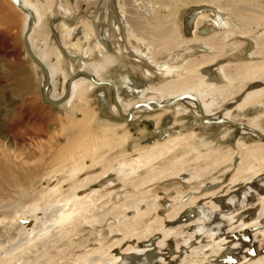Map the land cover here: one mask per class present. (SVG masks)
<instances>
[{
	"label": "rangeland",
	"instance_id": "rangeland-1",
	"mask_svg": "<svg viewBox=\"0 0 264 264\" xmlns=\"http://www.w3.org/2000/svg\"><path fill=\"white\" fill-rule=\"evenodd\" d=\"M29 1L41 17L28 32V43L34 55L47 56L44 67L53 70L47 94L51 101L60 98L82 63L102 65L101 78L115 85L128 109L126 105L139 97H164L147 90L168 79L158 74L159 66L192 62L187 69H193L201 60L198 75L234 87L220 109L231 111L234 123L253 120L263 134L264 98L260 106H233L246 91L264 85L247 75L228 84L218 67L223 64L228 71L229 64L228 72L233 73L246 67L259 71L264 64V0ZM217 16L228 26L216 25ZM25 19L11 0H0V264H105L116 255L129 263L140 259L139 264H149L147 259L152 258L150 264H177L190 247L217 240L214 218L219 226L225 223V230L247 218L256 196L245 200L251 183L240 181L264 173V157L245 153L264 145L263 139L223 122H204L178 102L135 109L124 119L105 83L61 104L46 102V74L25 45ZM127 78L146 88L141 96L122 92ZM173 136L178 143L169 144L149 166L121 180L109 174L123 160ZM214 157L220 158L215 164ZM210 163L212 170L192 182H184V174L171 175L179 167L197 169ZM72 168L76 174L67 171ZM73 189L87 202V211L74 213L65 224L53 221L49 207L71 198ZM258 189H248L249 194ZM229 199L236 202L228 205ZM125 206L131 209L125 211ZM38 210L37 229L20 226V218ZM196 218L201 222L195 223ZM208 227L215 233L209 237ZM223 245L228 252V244ZM147 246L152 250L143 251L149 254L143 262L141 254L126 255L130 259L121 254ZM212 258L201 264H211Z\"/></svg>",
	"mask_w": 264,
	"mask_h": 264
},
{
	"label": "bare ground",
	"instance_id": "bare-ground-1",
	"mask_svg": "<svg viewBox=\"0 0 264 264\" xmlns=\"http://www.w3.org/2000/svg\"><path fill=\"white\" fill-rule=\"evenodd\" d=\"M11 1L15 4V6H18L20 8L23 7L25 10H28L30 12V14L32 15L33 21L30 22L29 15L21 9L23 11V13L26 15V19L24 20L25 24H26V26L24 25L25 28H27V25L29 23L30 24L32 23V26H34L35 24H37L39 22L41 16L38 13L37 7L34 6V4L32 2H30L29 0H15L16 2L14 0H11ZM46 1H48V0H46ZM213 21H214V23L216 25H220L222 27H224L225 25L228 24L227 21L225 19H223L222 17H220V16H217V19H214ZM129 23L134 28L139 27V24H137L136 22L130 21ZM32 26H30V27H32ZM27 35H28V33H27ZM26 38H27L26 40H27V43H28V37H26ZM203 43L206 44V45L209 44L208 41H203ZM29 47H30V45H29ZM206 48L209 49V50H212L211 46H206ZM30 50H31V48H30ZM31 53L33 54V52H31ZM35 58H37V60L44 65V63L46 62L47 56L44 55V54H40V55L35 56ZM201 59H203V58H201ZM206 59H208V58H206ZM197 63H198V66L197 67L193 66V69H191V68L187 69L188 67L192 66L191 65V64H193L192 62H188L185 65H182V66H179V67H170L169 68L168 66H164V65L162 67L159 66V68L162 70V72H158V74L160 76H163V77L168 78V79L166 81H164L163 83H161V84L158 83L159 85L157 84L156 86H152L151 88H148L147 90H149V92L152 91L153 93L154 92L158 93V94L160 93V95H162L164 97L161 98V97L156 96V95H154V96H146V97H144V96L139 97L137 100L130 101V103H128V105H126L129 109L127 111V114L126 115L123 114V115L126 118H129V117H127V116L131 115V113H129V110L131 108H133V106H135L137 104H141V103L142 104H147V106H141L139 108H141V109H150V108H158V107H162V106H168V105H171V104L175 103L176 101H178L180 99H183V100L179 101L178 104L182 103L186 107H189L192 110L193 114L196 117H199L201 120L203 118H207L208 122H210L212 120L210 118H215V117L218 116V118L220 117L218 120H224L223 123H226V125L229 124V126H230L229 122H231L233 124H237L238 126L239 125L240 126H244L243 128L239 129V131L242 134L243 133L244 134L249 133V134H251L253 136L259 137L258 134H256L258 132L260 135L264 136V132L262 134V131L258 127L253 125V123H252L253 120H247L244 123H234L231 120L232 119L231 116H230V112L231 111H229L226 108L223 109L222 107H221L222 109H220L219 105H222V103L224 104V102L227 101L229 99V97L231 98V95L233 94L234 87H232L230 85H226L225 86V85H222L221 83H219V85H218V84H215L213 82L215 78L206 79L207 77H203V76L198 75L197 72H195V70L198 67L199 68L202 67L204 62L199 60V61H197ZM226 65H228L226 67H228V71H229L230 65L229 64H226ZM46 70H47V73H48V76H49V78H48L49 79V84H48L49 86H48V89H47V94H48L49 88H50V76L51 77L53 76V70L50 69V68H48ZM77 71L85 72V73L89 74L95 80V82H97V83H109L107 81L106 82H101L100 81V80H103L101 78L102 65H100V64L92 63V64H88V65L86 64L85 65L84 63H82V65L78 68ZM218 71L221 74L220 77L222 78V80H224L228 84L233 82V81L236 82V80H239L242 77H244L245 75H247V76H249V78L247 77V79L253 80V82H255V83H260L261 85L262 84L264 85V64L261 65L259 71H251L250 68L246 67V68H244V71H237L236 72V70H233V71H235L233 73L232 72L231 73L228 72L226 70V68H225V65L221 64L218 67ZM75 72L72 75L74 77L69 79V81L67 82L69 87H68V91L66 92V97L69 98V99H73L79 93L82 94L84 91H86L88 89H92L93 88L92 86L94 84L97 85L96 83L93 82V80H90L87 77L83 76L82 73L78 72V74H77ZM79 77H81V78L77 79ZM124 78H126V76ZM209 78H210V76H209ZM242 80H243V78H242ZM218 82H220V81L218 80ZM124 84H125V86H124L122 92L124 94H126L127 96L128 95L134 96L133 94L141 96L142 93L144 92V89H146L145 87L144 88L142 87L143 86L142 84H135L129 78H127L126 83H124ZM66 87H67V85H66ZM66 87H65V90H66ZM65 90H64V92H65ZM111 91H113L112 92L113 99L116 102V94L114 92V86H113V89ZM64 92H63V94H62V96H61V98L59 100H62V98L64 96ZM119 93L120 92H118V95H120ZM102 95L103 94H101L100 96H102ZM263 98H264V87L261 86L259 88H255V89L253 88L251 90L246 91L243 95H241V97L234 103L235 106H233V107L235 109H243V108H246V107H248L250 105H258V106H260L261 105L260 103H262ZM66 99H64L63 101H65ZM59 100L57 99L56 101H53V102H58ZM164 100H165V103L162 102ZM117 101H118L119 105L117 104V102L115 103L116 105H114L116 110L120 106L119 108H121L124 112H126L125 109H124V105L122 104L119 96L117 97ZM166 101H168V102H166ZM150 104H152V106H150ZM216 108H218V110H215ZM136 109H138V108H136ZM209 124H211V123H209ZM249 129L256 131V133L253 132V131H250ZM174 136H173L174 139L173 138H171V139L168 138L170 141H168L166 143L165 142H163V143H152L147 149H145L144 151H140L138 156L135 157V158L123 160L120 163L117 162L118 163V167L112 168L110 170L109 174L115 175V176L118 177V179L121 180L124 177H127V175L129 177L130 174H135V172H137L138 169L140 170V168H142V167L144 168V167L149 166L151 164V162L155 159L157 154H159L160 152H162L164 150L167 151L169 149V144H174V142L178 143L179 138H175ZM263 150H264V145H261V146L255 147V148H251L245 154L256 155L257 158H262V156L264 157V153L262 152ZM136 153H138V152H136ZM72 158L73 157H71L70 159H72ZM80 158H81V156H80ZM217 160H220V158L219 157H214V160L212 159L211 162L214 163ZM262 160H263V158H262ZM73 163H74V161H73ZM240 163H242V162H240ZM77 165H78V163H77ZM210 165H212V164L210 163L208 166L204 165V166L199 167L197 169H192V168H189V167H185V168H180L179 167L180 169L179 168L175 169L174 173H172L171 175H173L174 177L177 176L176 178H178V177H180V175L184 174V175H186V177L184 176L185 177L184 178V182H192L194 179H201L210 170H212L213 166H210ZM70 168H71V166H70ZM161 170L163 171V169H161ZM67 171H71L72 173L75 172L74 168H72L71 170L69 169ZM158 172H159V174H161V171H158ZM75 174H76V172H75ZM75 174H73V175H75ZM153 174H155V173H153ZM262 174H264V173H258V174L252 173V174H249V175L245 176L243 179H241V181L239 180L241 183H245V184L253 183L254 180H256V184H257L256 186L257 187L258 186L261 187L260 190L258 189V191H260V192H257L256 194L254 193V195L256 196V200H254L253 201L254 203L252 202L250 207H248V210L249 209L252 210L251 212L248 213V215H252V217L249 218V219L246 218L244 221H240L238 224H230L229 227L227 228V230L223 229V227H222L221 228L222 230L220 229V232H217V234H220V235L219 236L218 235L215 236V239L217 238V240H213V239L211 240V238H209L210 241H206V243H204V244H200L199 243L196 246L190 247L188 249V252H186L184 254V256L181 258V260L177 264H201L202 261H204L205 258H207L208 256L209 257L214 256L216 258L218 256H220V258H218L219 261H216V259L215 260L214 259H210V260H213L211 264H264V252H261L262 248H264V179L260 180L258 178ZM102 178H105V177H102ZM144 178L147 179L146 177H144ZM140 180H141V177H140ZM231 181L233 182V180H231ZM138 182H140V181H138ZM144 182H146V181H144ZM142 183H143V181H142ZM107 184H108V182H107ZM134 185H135V183L131 182V186L134 187ZM80 187H82V186H80ZM79 188H77V189L80 190L81 188L80 189ZM249 189H254V190L256 189L257 190V188L253 187V184L251 185V187H249ZM75 191L76 190L73 189L71 198H67V199L63 200V202H60L58 204H54L53 203L54 205L49 207L50 208V210H49L50 211L49 212L50 218H53V221L58 219L60 221H63L62 223H64L66 221H70L69 219H70L71 215H73L74 213L78 214V212H80L82 210L83 211L86 210V208L88 207L87 202L85 203V202L79 200V197L76 196L77 195L76 194L77 191L76 192ZM249 195H251V194H249ZM55 202H57V201H55ZM128 204L130 205V203H128ZM242 205H244V204H242ZM48 206H50V205L48 204ZM209 207L211 209L215 208V206L212 205L211 203H209ZM126 209H131V208H130V206H125V211H126ZM146 210L143 209V211H146ZM94 211H96V210H94ZM128 211H130V210H128ZM135 212L137 214L138 210L135 211ZM200 212H202V211L200 210ZM39 213H40V211L39 212L34 211L33 213L29 214L28 217H24V218L23 217L22 218L19 217L20 221H21L19 223L20 226L25 227L26 230H28V231H33L34 229H37L38 228V222L37 221H39V217H38ZM41 213L43 215H45V212H41ZM80 213H79V215H80ZM199 213H197V214H199ZM49 214H48V216H49ZM72 219L74 221V218H72ZM137 220H139V219H137ZM50 221H52V220H50ZM50 221L48 220V222H50ZM199 222H201V221L199 219L197 220V218H196L195 219V223H199ZM216 224H218V223H216ZM216 224L214 226H212V229L213 228L214 229L218 228V225H216ZM209 229L210 230L207 232L206 235H208V233L211 232V228H209ZM23 232H24V230H23ZM29 233H31V232H29ZM36 233H38V232H36ZM39 234H42V233H39ZM212 234L214 235L215 233L214 232L210 233V235H212ZM5 236H6V234H5ZM166 236H167V234L164 235V237H166ZM245 236H248L250 238V242L245 243L242 240H240L241 237H245ZM207 237H209V235ZM251 243L256 247V252H257L256 255H254L253 257H250V256L247 255V251L249 250V246H250ZM219 244H221V245H219ZM223 244H225V245L228 244L227 245V247L229 248L227 250L228 252H224L225 249L222 247V246H224ZM257 244H260V246H257ZM157 246H158V244H157ZM220 248L222 249L221 251H220ZM147 250H152V247L151 248L148 247V248L140 249V250H136V251H129V250L127 251L125 249V250L121 251V254H124L125 256L129 255V254H131V255L132 254H134V255L141 254V259H142V262H143V261H145L147 259V256H149V254H144V252H143V251H147ZM218 251H219V253H218ZM198 255H202V257H204V258L194 262V260H192V258L194 256L197 257ZM126 257L130 259V257H128V256H126ZM188 258H190V259H188ZM95 259H96V256H95ZM122 260H123V262L125 260L126 264H139L140 263V259H138V260L133 259L134 261H131V263H129L130 260L126 259L125 257H122V255H119V256L116 255V256H114L112 258V260L109 263L106 262L105 264H115V262L121 263ZM152 260H153L152 258H149V259H147V262L150 264V262ZM226 260H229L231 262H226Z\"/></svg>",
	"mask_w": 264,
	"mask_h": 264
},
{
	"label": "water",
	"instance_id": "water-1",
	"mask_svg": "<svg viewBox=\"0 0 264 264\" xmlns=\"http://www.w3.org/2000/svg\"><path fill=\"white\" fill-rule=\"evenodd\" d=\"M15 1V0H14ZM16 2V1H15ZM18 7V6H17ZM20 10L22 9L24 12H26L28 15H29V18H30V22H32L33 21V19H32V15L30 14V12L28 11V10H25L23 7H18ZM30 26H32V23L30 24H28L27 25V29H26V31H25V33H24V42H25V45H26V47H27V50H28V52L30 53V56H31V58H32V60H34L39 66H41L42 67V69L44 70V72H45V74H46V82H45V86H44V91H43V98H44V100L46 101V102H48V103H51V104H61L62 102H63V100L64 99H66L67 97H66V92L68 91V84H67V87H66V90H65V92H64V96H63V98H62V100H59L58 102H53V101H51V100H49V98L47 97V89H48V84H49V76H48V73H47V70H46V68L44 67V65L41 63V62H39L38 60H37V58H35V56L31 53V50H30V47H29V44L27 43V33L30 31V29H31V27ZM78 72H80V71H77L76 73L78 74ZM80 73H82V75L83 76H85V77H87L88 79H90V80H93V82L94 83H96V84H102V83H97V82H95V80L89 75V74H87V73H85V72H80ZM74 76H72V78H73ZM105 84H108L109 86H110V88H111V90L113 89V85L111 84V83H105ZM113 92V91H112ZM112 100H113V103H114V105H116L115 103V101H114V99H113V95H112ZM141 106H147V104H137V105H135V106H133V108H131L130 110H129V113H131L133 110H135L136 108H139V107H141ZM119 108V107H118ZM117 108V111H118V113H119V115L122 117V118H124V119H128V118H126L124 115H123V112L121 111V109L119 108L118 109ZM127 117H129V118H131L130 116H127ZM202 117V116H201ZM204 122H208V120H207V118H203L202 119ZM212 122H224V120H217V121H210V122H208V123H212ZM228 122V121H227ZM230 123V125H232L233 127H236V128H238V129H240V128H243L244 126H238L237 124H233V123H231V122H229ZM250 131H253V132H255L256 133V131H254V130H251V129H249ZM256 134H258V136L261 138V139H263L264 140V136H262V135H260L258 132L256 133ZM260 180H262V179H264V174L262 175V176H260V177H258ZM253 184V187H255V188H258L256 185V180H254V182L253 183H251V185ZM250 185V184H249ZM251 185L250 186H247L246 187V194H244L243 195V197L245 198V200H249V202L252 200V198L255 196L254 195V193L255 192H257V191H251V195H249V193H250V189H249V187H251ZM249 189V190H248ZM247 191H248V193H247ZM253 195V196H252ZM238 201H241V200H237V202ZM236 201L234 200V201H232L231 199H229V203H228V205H230L231 203H235ZM243 203V202H242ZM244 203H246L245 201H244ZM252 217V215H248L247 216V218L249 219V218H251ZM211 223H214V225L216 224V223H218V224H216V225H218V230H217V232H220V229H221V227H223V224H221V226H219V220H217L216 218H214L212 221H211ZM210 223V224H211ZM209 224V225H210ZM203 230V229H202ZM222 230V229H221ZM218 236L220 235V234H217ZM240 240H242L243 242H245V243H248V242H250V238L248 237V236H245V237H241L240 238ZM261 252H264V248H262V251ZM256 247L251 243L250 244V246H249V250L247 251V255L248 256H250V257H253L254 255H256ZM218 258H220V256H218L217 258L216 257H214V258H212V259H216V261H219V259ZM209 261V260H208ZM126 261H122L121 262V264H126L125 263ZM226 262H231V261H229V260H226Z\"/></svg>",
	"mask_w": 264,
	"mask_h": 264
},
{
	"label": "flooded vegetation",
	"instance_id": "flooded-vegetation-1",
	"mask_svg": "<svg viewBox=\"0 0 264 264\" xmlns=\"http://www.w3.org/2000/svg\"><path fill=\"white\" fill-rule=\"evenodd\" d=\"M30 45V44H29ZM30 48H31V45H30ZM35 56H37V55H35ZM99 80V79H98ZM101 82H106V80H100ZM107 82H109L110 83V81H107ZM113 86H114V92H115V94H116V102H117V104H118V101H117V97L119 96V98H120V96H122V95H118V91L116 90V88H115V85L113 84V83H111ZM95 86V84L93 85V87ZM133 95H135V94H133ZM62 96V95H61ZM61 96H60V98H61ZM131 96V95H130ZM59 98V99H60ZM58 99V100H59ZM121 100V99H120ZM181 100H183V99H180V100H178V101H176V102H179V101H181ZM170 101V100H169ZM162 102H164L165 103V100L164 101H162ZM166 102H168V101H166ZM176 102H175V104H176ZM119 105V104H118ZM133 106V105H132ZM150 106H152V104H150ZM169 106V105H168ZM120 107V106H119ZM165 107V106H164ZM163 106H162V108H164ZM158 108H161V107H158ZM121 109V108H120ZM129 109V108H128ZM128 109H125V111L126 112H124L122 109H121V111L123 112V114H127V111H128ZM138 109H141V108H138ZM220 118V117H219ZM218 116L217 117H215V118H210V119H212L211 121H217L218 119ZM226 124V123H225ZM229 125V124H228Z\"/></svg>",
	"mask_w": 264,
	"mask_h": 264
}]
</instances>
